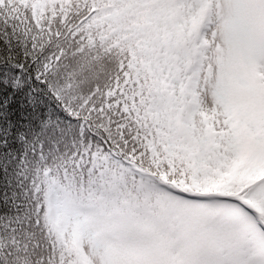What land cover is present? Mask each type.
<instances>
[{"label":"snow or ice","instance_id":"snow-or-ice-1","mask_svg":"<svg viewBox=\"0 0 264 264\" xmlns=\"http://www.w3.org/2000/svg\"><path fill=\"white\" fill-rule=\"evenodd\" d=\"M0 264H264V0H0Z\"/></svg>","mask_w":264,"mask_h":264}]
</instances>
